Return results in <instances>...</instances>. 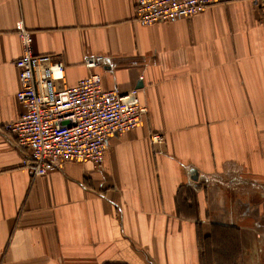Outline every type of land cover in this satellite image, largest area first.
I'll list each match as a JSON object with an SVG mask.
<instances>
[{"label": "crops", "instance_id": "1", "mask_svg": "<svg viewBox=\"0 0 264 264\" xmlns=\"http://www.w3.org/2000/svg\"><path fill=\"white\" fill-rule=\"evenodd\" d=\"M137 2L0 0V264H264V2L152 26ZM21 28L68 87L138 90L147 114L102 166L23 165Z\"/></svg>", "mask_w": 264, "mask_h": 264}, {"label": "built area", "instance_id": "2", "mask_svg": "<svg viewBox=\"0 0 264 264\" xmlns=\"http://www.w3.org/2000/svg\"><path fill=\"white\" fill-rule=\"evenodd\" d=\"M264 0H138L136 22L142 26L174 23L202 14L219 4ZM23 54L17 62L21 89L18 102L25 111L9 124L17 146L30 151L23 165L32 177L46 176L62 164L88 162L102 166L109 142L135 130L143 122L147 107L138 90L121 93L105 89L102 77L92 74L77 85L66 84L65 65L50 55H36L32 33L21 28ZM102 57H88V69L100 67ZM153 145H164L163 134L151 138Z\"/></svg>", "mask_w": 264, "mask_h": 264}, {"label": "trees", "instance_id": "3", "mask_svg": "<svg viewBox=\"0 0 264 264\" xmlns=\"http://www.w3.org/2000/svg\"><path fill=\"white\" fill-rule=\"evenodd\" d=\"M233 264H235V261L233 262Z\"/></svg>", "mask_w": 264, "mask_h": 264}]
</instances>
